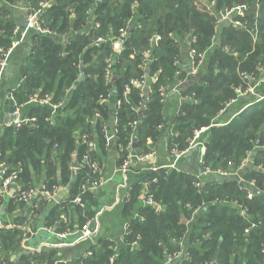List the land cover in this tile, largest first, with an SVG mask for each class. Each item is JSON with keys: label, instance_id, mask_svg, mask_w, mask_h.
<instances>
[{"label": "trees", "instance_id": "16d2710c", "mask_svg": "<svg viewBox=\"0 0 264 264\" xmlns=\"http://www.w3.org/2000/svg\"><path fill=\"white\" fill-rule=\"evenodd\" d=\"M209 1L215 2L218 12L238 6L248 7L243 20L246 32L222 24L219 45L212 48L215 20L212 11L207 8L209 12L197 0H58L44 16V27L55 36L40 33L32 35L24 43L29 55L24 81L18 89L9 92L18 105L30 97H52V106H32L30 109L29 116L38 120L33 128L27 125L18 130L7 127L0 134V162H9L12 168L20 165L26 187L32 181L30 167L38 172L42 160L46 161L49 176L54 173L53 161H58L63 184L70 182L73 154L78 155L80 162L85 151L81 139L76 137V130L97 139L104 152L107 137L102 131V123L110 120L111 110L102 106L99 99L112 91L121 102L115 108V117L118 143L124 148L120 165L124 162L134 132L131 123L139 119L138 108L145 103L139 89L133 87L126 93V86L133 78H141L145 73L144 52L149 51V40L155 34L160 35L161 40L153 51L152 60L147 63L149 75L159 72V76L157 83L151 85L147 109L142 111L144 121L140 131L137 129L138 141L134 151L146 155L150 152L147 146L149 139L153 147L161 142L159 127L167 124L163 116L166 110L164 89H173L184 82L177 94L181 98L194 95V101L185 103L180 113L170 120L174 125L172 131L178 136L170 138L167 151L171 153L174 148L179 153L188 150L194 132L210 127L206 132L205 164L213 170L230 166L233 170L242 171L243 184L206 180L201 190L195 188L198 178L191 175L189 169L179 173L162 168L148 175L149 181L157 178L151 190L162 212L159 214L151 208L139 209L144 220H130V233L126 237L127 244L131 245L139 240V247L131 251L130 247L124 246L114 264H164L165 256L172 258L179 252L184 258L181 256L172 264H264V98L253 97L248 100V107H245L244 100L233 103L237 99L235 88L243 81L239 77L241 72L255 74L259 67H264V0ZM91 6H95L96 21L100 22L101 29L91 31L89 35L82 34L83 29L91 28L88 16ZM72 15H75V20ZM132 18L139 26L130 30L124 51L116 58L114 78L106 83L109 66L106 61L113 57V46L108 41L99 46L92 45L97 38H106L112 31L118 36L121 27H125ZM15 20L10 9L0 4V48L6 51L13 46ZM258 22L260 35L254 45ZM171 31L182 42L188 40L189 35L194 37L192 44L198 53L210 50L205 58L206 66L197 77H188L187 71L175 65L176 59L181 57V46L170 35ZM64 35L67 40L63 42ZM224 49H228V54ZM132 53L134 58H130ZM233 53H237L236 58ZM3 58L0 53V61ZM81 73L84 76L82 81L79 80ZM261 87L258 96L264 97V85ZM65 101L67 105L54 113L53 106ZM96 113L101 118L94 125L92 120ZM219 115L222 116L218 123L226 124L211 126ZM52 116H55L54 122L48 120ZM257 142L260 148H257ZM55 145L58 149H54ZM254 152L258 154L253 157L252 166L242 167L243 161ZM82 175L79 172L71 197L78 194ZM249 182H253L259 191L251 200L247 198ZM134 190L133 202L125 206L127 215L139 195V186L135 185ZM216 200L218 202L214 203ZM232 201L246 209L253 220L239 216L237 210L228 205ZM200 207L201 214L195 218L192 213ZM84 222L81 217L80 224ZM23 223L24 220H20L18 229L14 230L17 236L12 234L8 237L0 230V240L5 244L4 264H11V251L19 248L20 241L27 234L22 229ZM247 229H250L248 233ZM98 245L93 249L91 263L110 264L113 255L111 242L100 239Z\"/></svg>", "mask_w": 264, "mask_h": 264}, {"label": "built area", "instance_id": "2783aa9c", "mask_svg": "<svg viewBox=\"0 0 264 264\" xmlns=\"http://www.w3.org/2000/svg\"><path fill=\"white\" fill-rule=\"evenodd\" d=\"M37 1L38 2L35 4L36 0H16V2L13 4L14 10L16 9L17 11H19L20 18L18 20H15L16 21L15 22L16 27L13 30L14 31L13 46L11 48H9L8 51L4 50L3 48H0V53L3 54V57H4L0 61V80L3 77L5 69H7L8 54L10 53V51L13 48L23 46L24 43L32 35H36V34L41 33L44 35L49 34V35L55 36V34H53L50 30H48V28L44 27V25H45L44 16L47 13V10L50 9L55 3H57L58 0H37ZM248 11H249V8L245 7V6H238V7H235L233 9L222 10V11H220L221 17H222L221 24L231 25L236 29H238L239 27H244L247 30V27L244 24L243 20H245L247 14H248ZM234 13L238 15V17H236L235 19H233L234 17L232 16V14H234ZM88 16H89V18H91V20H90L91 28L86 27L85 29H83L84 31H82V34H87V35H89L91 33V31L101 29L100 22L96 21L97 20L96 15L92 16L88 12ZM131 24L132 25H130V23H129V25H126L125 27H123L120 30V34L118 36H116L112 31L106 35V38H103V37L97 38L92 46H95V45L99 46V45L103 44L105 41H108L111 44V46H113L114 54L118 53V55H120L122 53L121 51L124 50V47H125L124 44H125V41L127 40V38L129 37L131 28H138V26H139L136 22L133 24V21L131 22ZM170 35L173 36V34H171V33H170ZM62 39H63L62 41L64 42L65 40H67V36L64 35V37H62ZM219 39H220L219 35L214 36L213 46L219 45ZM160 40H161V36L158 34H155L154 36H152L150 38L149 45L151 46V48L149 49V51L144 52L145 60L147 59L144 63L145 66H147L149 61L152 60L153 51L156 49V47L160 43ZM253 41H254V37H253ZM118 46H119V48L121 47V51H118L119 50V49H117ZM153 48H154V50H153ZM206 52L198 53L197 51L190 48L189 53H188V57L185 59V61L179 62L176 59L175 65H179V67L183 70L187 66L186 71H187L188 77L194 78L198 75L199 72H201V68L204 65ZM151 55H152V58L149 59V57ZM106 62H107V65H109L107 68L106 76H105V81L107 83V82H110V80L112 78L113 58H109ZM240 75L244 79H249V78L244 77L245 73H241ZM83 77H84L83 73H81L79 75V80L82 81ZM263 80L261 82H264ZM130 82L131 83L126 86V93H129L131 91V89L133 87H135V88L140 90L141 98L144 99L145 103H146L149 92H146L147 81L145 80V78L144 77L133 78ZM247 82H249V81L243 80L242 83L240 84V86L235 88V94H236L237 99L234 100L233 103L241 101L243 99H247L246 96H250L253 98L257 95L256 87L251 86ZM183 84H184V82H180L179 85H177L173 89H175V91L178 92L179 89L183 86ZM114 95L117 96L115 91H112L111 93L109 92V94H107L106 96L101 95L100 99H99L100 104L102 106H106L109 108L110 102H111L110 99L112 97H114ZM193 97H194V95H187L185 98H181V99H183V101L187 103V102H193L194 101ZM259 97H260V99L264 98L262 96H259ZM51 99H52V97L50 95H46L42 98H38L36 96V97H30V99H27L26 103H28L31 106H35V105L36 106H42V105L52 106L51 102H50ZM145 103H143L142 105H144ZM66 105H67V102L65 101L64 103H60V105L53 106L54 113L58 112L60 109H63L64 106H66ZM120 105H121V102L118 100V102L116 104V108ZM229 105H231V104H229ZM142 108H140V109L138 108L139 117H140V113L144 110ZM180 111H181V109L179 111H177V115L180 113ZM55 116H52L48 120H50L51 122H54ZM99 118H101L100 114L96 113L95 117L93 119V122L97 123ZM13 121H14L13 125L17 130L24 127L26 124H29V127H34L35 124L38 122L36 117H30V116L26 117L24 120L23 115H22L21 111H19V110L15 112ZM139 125H140V118L136 119L135 121H133V123H131V126H132L134 131H137ZM223 125H218L217 127H221ZM102 126L104 128L103 129L104 132L107 133V124L102 123ZM116 127H117V124H116ZM207 129H208L207 127L200 128L199 130H196L194 132L195 136L192 139L188 150L181 152V153H179L176 148H174L172 150L171 153L174 156L172 164L174 165V167L175 166H177V168L179 167V163L181 161V158L182 159H188L189 158V159H195L196 160V158H193L194 154L189 155V152H191L192 149H196L197 152H199V154H198L199 158L202 156L204 157L206 155V148L204 146L205 143H204V141H202L199 138L201 137V135L203 133H205V131H207ZM80 133H81L80 129H79V132L75 131L76 137H78V139H81L80 143H82L85 146V151L82 154L83 157L81 158L80 162H78L80 165L78 173L81 172V173H83V175H82V178L80 181V185L78 187L79 192L75 197H71L70 196L71 193L66 194V197H67L66 199H65V197L62 198L64 195H61L62 197L58 196L57 186L50 185L47 182L44 183L41 186V188L34 187V185H29L28 187H26V189L23 190L22 189V183H21L22 178L20 175L21 169H18V168L16 169L15 167L12 168L9 165V162L7 163L6 161H4V162L2 161V162H0V198L4 200V198L6 196H9V194L12 195V193H13L15 196V199L17 200V202L19 204H25V205L27 203L30 204L29 207L26 210H24V212L21 215L23 217L21 219L24 220L22 229H24L27 232V234L23 237V240L20 241V245H19L20 248L29 239L30 240L33 239L32 238L33 234H34L33 232L35 230L31 229V227H30V225L33 223V220L31 218V215L33 212L32 209L40 206L42 203H44L48 209L49 208L52 209L53 207H55L56 205H60L61 203H67L70 205L72 204V205H75L76 207H78L82 211L83 217L86 219L85 222L80 226L81 228L77 231H71V232H70V230L68 232H66L65 230L64 231H58L57 230L55 234H57L58 239L63 241V242H64V240L68 239L69 237H72L75 235L77 236V242L90 241V244L92 246L88 247L85 250V252L83 253V256L81 258H79L77 260V262H78V264H80V261L81 262L83 261V263H81V264H93V263H91V259L94 257L93 249L98 247L99 245H97V243L94 242V238H95V234H96V230L94 227L96 218L89 217L90 215L87 214V210L90 207L89 206L90 201H91L90 197L94 193L98 192L99 188H101L106 183L107 180L105 178L104 173L102 172V169L100 168L99 162L96 161V158L94 155V152L96 149L95 140H93V138L87 132H84L81 134ZM171 135H172V137H175V138L178 136V134L173 132V131L171 132ZM112 137H114V143L113 144H115V142L118 139V137L116 136V131ZM198 140L202 141V143L201 144L197 143ZM149 141H150V139H149ZM135 143L136 142L134 141V136L132 135V139H131L128 147H127L128 156L119 168V172L122 173L123 175H127L130 173L129 171H130L131 164H132L131 162L134 159V156L132 153L135 152L134 151ZM54 149H58V145H55ZM74 155H77V154L74 153L73 156ZM77 157H78V155H77ZM141 157L143 158V160L148 161V160L154 158V155L153 154H146V155H142ZM199 158L197 157L198 160H199ZM162 168L170 170V168H172V167L170 165L162 166V167L161 166H153L150 170H152L153 172H157L159 169H162ZM10 170H12V171L7 176L6 174ZM71 170H72V167H71ZM240 172H241V170H238L235 173L231 172L230 174L229 173L224 174L221 171H213L211 169L210 170L206 169V172L203 171V173H202L203 175L200 173H199V175L205 177V176H207V174L212 173L219 178L236 177L237 176V177H239L240 184H243V179L240 176ZM149 182H150L149 183L150 186L152 187L153 184L157 182V178H153V180L149 181ZM202 186H203V182H200V181L195 182L196 188L201 190ZM248 186L250 188H248L247 198L249 200H251V199H253V197L256 193L254 191V189L257 190V188L254 186L253 182H249ZM66 188L67 187L65 186V190H66ZM152 191L153 190H151V188H149V187L146 188L144 196H143V203L149 204V205H151V207L154 208L156 205V201L154 198V193ZM129 196H130V192H128L127 198ZM229 203H231V205H233L234 209L237 210L239 216H241L242 218L249 217L248 211L246 209H243L242 206L237 203V201H232ZM156 208L157 207H155V209ZM160 208L162 209L161 205H160ZM160 208H158V210ZM201 209L202 208L200 207L194 212L197 213ZM1 213H3V212L0 209V214ZM138 218H140L142 221L144 220V218L141 217L139 213L136 215L135 220ZM126 226H127V231H126L125 237H121L118 239H108L111 242V245H112L111 249L113 251L121 250L124 246L130 247L131 251H135L136 248L139 247V240H136V242H134L132 244V246H129L131 244H127L126 237L130 233L129 223H127ZM16 227H17V225H11V229H15ZM253 227H255V224L253 225ZM249 231H250V229H247L246 233H248ZM181 245H183V243H181ZM47 246H49V244ZM32 250L35 254H30L31 250H29L28 256H30V257L36 256L38 258L42 257L41 256L42 248H40V249L38 248L35 250L32 249ZM263 252H264V250H263ZM4 253H5V250H4ZM181 256H182V253L179 252V253H176L172 258L169 257L170 258L169 264H172L173 262H175V260H178ZM4 257H5V255L2 256L0 254V263L5 262ZM15 260H17V253L16 252H14L10 255V261H15ZM58 260L59 261L55 262L54 264H63V263H61L60 258H58ZM37 261L38 262H34L32 260V264H41L39 260H37ZM111 262H113V259H111Z\"/></svg>", "mask_w": 264, "mask_h": 264}, {"label": "crops", "instance_id": "0c3cea01", "mask_svg": "<svg viewBox=\"0 0 264 264\" xmlns=\"http://www.w3.org/2000/svg\"><path fill=\"white\" fill-rule=\"evenodd\" d=\"M14 13V18L18 20L20 18L19 11L15 9ZM26 53L27 50L25 49L24 44L23 46L13 48L7 57V69H5L3 77L0 80V134L7 127H12L17 130L13 127L14 114L16 111H21L23 119L25 120L26 117H29L30 109L32 108L31 105L26 103L27 99H25L22 105H18L14 95H11L12 93L10 94L9 92L18 89L21 86L20 84L24 81L28 60ZM186 68L187 66L184 68V71H186ZM171 96H173V98H171ZM165 97L166 110L164 111L163 116L165 117L167 124L159 127V131L162 135L161 142L156 147H153L152 140H148L147 142V146L150 149V152L147 154H153L154 158L145 161L141 157L145 154L137 153V151L132 153L134 159L131 162L130 173L127 175H123L119 172V168L122 165H120V159L124 148L119 145L118 139L115 144H113L114 137H112L116 131L117 118L115 117V108L118 100L116 95L110 99L111 102L109 109L111 110V118L106 122V148L103 152L98 140L95 139L96 149L94 152L96 161L99 162L100 168L107 181L101 188H99L98 192L90 197V213L88 214L91 217L96 218L94 226L96 230L94 242L97 244L100 239L108 240L125 237L127 223L132 219L135 220L136 215L139 213V209H142L132 207V211L129 215L125 213V206L128 205V203H132L131 196L134 195V192H131L130 190L134 189L135 185H138L140 190L138 197L143 199L146 188H151L149 180H145L148 175L153 173L150 169L153 166H159V163L169 165L173 162L174 156L167 151V144L170 141V138H172L171 132L174 128V125L170 122L169 116L173 114L176 115L177 111H179L186 102L181 99L177 92H170L168 95L166 94ZM92 123L96 125V122H93V120ZM26 125L29 126V124ZM76 131L79 132V130ZM102 131L104 132V130ZM134 147V150H136L137 146ZM196 160H188V162L193 161V168H195ZM53 163L54 173L52 176H49L48 174L49 168L46 166L45 160L41 161V167L38 172L30 167L29 171L32 175V181L29 182V184L34 185V187L37 188H41L46 182L50 185L57 186L58 196L64 195L61 197H65L66 199L67 197L64 192L66 185L62 182L60 163L58 161H53ZM128 192H130V196L127 198ZM3 201L4 206L1 209L3 213L0 214V220L2 221L18 220L19 217H22L21 215L24 210L30 205L29 203L26 205L19 204L13 193L12 195L9 194V196H6ZM158 207L156 208L157 210ZM9 208L12 209L9 210ZM55 209H60L59 213L56 214L55 212V216L57 217V220H55L56 224L53 227H44L47 222L53 221L50 217L51 209L46 207V211L43 212L36 221V223L40 224L36 227L38 230L37 233L33 234V239H29L21 248L18 246L19 248L11 251V254L14 252L17 253V260L10 261L11 264H32L33 258L28 256V251L38 248H42L41 252L49 249L52 251V254L57 251H62L63 254L65 253V262L63 261V264H73L74 261H77L83 256V253L88 247L92 246L90 241L77 242L76 235L69 237L64 240V242L59 240L57 234H55L57 230L61 231L59 230V227L62 229L65 228L64 230L66 232L69 230L70 232L77 231L81 228V217H84L82 211L72 204L61 203L52 208V210ZM39 221H42L43 223ZM31 229L35 230L33 225H31ZM48 244L49 246H47ZM49 256L52 261L53 256ZM58 256V258H60L61 255Z\"/></svg>", "mask_w": 264, "mask_h": 264}, {"label": "rangeland", "instance_id": "374dc122", "mask_svg": "<svg viewBox=\"0 0 264 264\" xmlns=\"http://www.w3.org/2000/svg\"><path fill=\"white\" fill-rule=\"evenodd\" d=\"M197 1H199V2H201V3H203L202 5H203V7L205 8V9H209L210 11H212V16H213V18H214V20H215V25H216V31H215V36L216 35H219V34H221V29H222V24H221V21H222V17H221V12H218L217 11V9H216V6H215V2H213V1H209V0H197ZM0 4L1 5H3V6H5L7 9L9 8L10 9V12L12 13V14H15L14 13V7H13V3H7L5 0H0ZM207 9V10H208ZM132 10H134V7L132 8ZM208 10V11H209ZM209 11V12H210ZM88 12L92 15V16H94L95 14H96V10H95V6L94 7H90L89 9H88ZM229 14V13H228ZM232 16L234 17L233 19H235L236 17H238V15L237 14H232ZM75 15H72V19L73 20H75ZM90 20H91V18H89ZM134 20V18H132V21ZM131 20L129 21V22H127V24L126 25H129V23H130V25H132L131 24V22H132ZM135 22L133 21V24H134ZM258 25H257V28H256V34H255V36H254V45H256V41H257V37L260 35V24H259V22L257 23ZM123 27H121V29H122ZM120 29V30H121ZM132 29V28H131ZM238 29H241V30H243V32H246V29L244 28V27H239ZM171 34H173V38L175 39V42L177 43V44H179L180 46H181V52H180V55H181V57L180 58H178L177 60L179 61V62H182V61H185V59L188 57V53H189V50H190V48L191 49H193V50H195V51H197L196 50V48H194V44H192L193 42H195V39H194V37H192L191 35H189V38H187L188 40H185L184 42H182V40L180 39V37L177 35V34H175V32L174 31H171ZM175 35L177 36V37H175ZM115 47V46H114ZM215 47H217V45H215V46H213L212 48H215ZM150 48H151V46H150ZM219 48V47H218ZM117 49H119L118 51H121V47L119 48H117ZM124 50H122L121 52H123ZM210 52V50H208L207 52H206V56H205V58L207 57V54ZM224 52L226 53V54H228V49H224ZM26 54H28V53H26ZM122 54V53H121ZM120 54V55H121ZM120 55H118V53H115V54H113V71H112V78H111V80L114 78L113 76H114V70H115V68H116V58L117 57H119ZM28 56V58H29V55H27ZM232 56L233 57H237V53H233L232 54ZM134 58L135 57V54L134 53H132L131 54V56H130V58ZM147 60V59H146ZM145 63V62H144ZM206 66V62H205V60H204V65L202 66V68H201V71L204 69V67ZM143 70L145 71V73L143 74V76L142 77H144L145 78V80L147 81V90H149V92H150V89L152 88V84H155V83H157V79H158V76H159V72H156L155 74H153L152 76L151 75H149V67H148V65L147 66H145V64H144V66H143ZM242 73V72H241ZM200 74V72L198 73V75ZM197 75V76H198ZM196 76V77H197ZM239 77H241V75H239ZM244 77L245 78H249V79H244V78H242L241 77V79H243V80H245V81H249V82H247L248 84H250L251 86H255L256 87V93H257V95L255 96V97H259L258 96V90L261 88L262 89V85H264V82H261L263 79H264V67H259V69H258V72L257 73H255V74H252V73H246L245 72V75H244ZM154 79V80H153ZM110 80V81H111ZM264 81V80H263ZM179 85V84H178ZM177 86V85H176ZM175 87V86H174ZM173 87V88H174ZM172 93V92H176L175 91V89H172V88H166V89H164V96H163V99H164V102L166 103V97H165V95L167 94L168 95V93ZM262 92H264V90H262ZM118 100V99H117ZM243 100H248V99H243ZM248 101H246V103H245V107H247L248 106ZM228 107H230V105L228 106ZM174 114L173 115H171V116H169V118H170V120H173L174 119ZM222 116V115H221ZM221 116L219 115L218 117H216L213 121H212V125L211 126H218V125H223V124H226V122H223V124H219L218 122L220 121V119H221ZM232 116V115H231ZM230 116V117H231ZM229 118V117H228ZM162 126H164V125H162ZM31 128H33V127H31ZM208 129H207V131L209 130V128L210 127H207ZM207 131H205V133H203L202 135H201V137L199 138V139H201L202 141H204V140H206V138L208 139V135H206V132ZM137 132V131H136ZM134 137H136L137 135H135V131L133 132V134H132ZM138 137V136H137ZM200 140H198L197 141V143H202V141H200ZM135 145L137 146V142L135 143ZM205 146V148H206V145H204ZM198 158H199V156H198ZM187 160V161H186ZM186 161V162H185ZM181 162H182V164H181ZM193 161H190V162H188V159H182L181 158V161H180V163H179V167L177 168V166H175L174 167V165L172 164V162L169 164L174 170H176V171H178L179 173H184V172H187V171H185V170H188L189 169V172L191 173V175H194L196 178H198V180L197 181H200V182H204V181H206L207 180V176H200L199 175V169H201V170H203V171H205L206 172V169H211V170H213L210 166H208V165H206L205 164V156L203 157H200L199 158V160L197 159L196 160V165H195V168H193V163H192ZM250 162H252L249 158L248 159H245L244 161H243V165H242V167L243 166H245V165H247V164H249ZM159 165L162 167V166H168V165H161V163H159ZM15 168L17 169H21V172H20V175H21V173H22V168H21V166L20 165H16L15 166ZM172 168H170V169H172ZM240 169H242V168H240ZM213 171H221L222 173H235L236 172V170H233L232 168H230V166H228L227 168H224V169H222V168H219V169H217V170H213ZM238 171V170H237ZM203 175V174H202ZM240 176H241V174H240ZM21 178H22V181H21V183H22V189L24 190V189H26V186L27 185H25V181H24V179H23V177H22V175H21ZM72 178V177H71ZM231 179H236L235 181L238 183V184H240V180H239V177H230ZM241 178H242V176H241ZM145 180H148L147 179V177L145 178ZM196 181V182H197ZM70 183V182H69ZM69 183L66 185V187H68V185H69ZM195 184V183H194ZM196 188V187H195ZM131 192H135V190L134 189H131ZM133 200H134V195L133 196H131V202H133ZM217 202V200L214 202V203H216ZM226 204H228V203H226ZM134 206L133 207H137V208H151V209H153V207H151V205H149V204H144L143 203V199H141V198H139V197H137V199H136V201H135V203L133 204ZM228 205H230V206H232L233 207V205H231V203H229ZM4 206V201H3V199H1L0 198V209H2V207ZM145 206V207H144ZM159 206V207H158ZM155 207H158V208H160V204H158L157 202H156V205H155ZM90 208V207H89ZM234 208V207H233ZM10 209H12V208H9V210ZM46 205L44 204V203H42L40 206H38V207H36V208H34V209H32V215H31V218H32V220H33V223L31 224V225H33L34 226V228H35V231L33 232V233H37V230L38 229H36V227L40 224V223H36V221L39 219V217H40V215L43 213V212H45L46 210ZM50 209V208H49ZM155 209V208H154ZM60 210V209H59ZM59 210L56 212V214L57 213H59ZM8 211V210H7ZM157 213H161L162 212V209L160 208L159 210H155ZM196 211V210H195ZM201 211L202 210H200V211H198L197 213H192V215H194L195 214V218L197 217V215L198 214H201ZM61 213V212H60ZM90 213V209H88L87 210V214H89ZM55 215V212H53V210L51 209V215H50V217L53 219V221L51 222H47L46 223V225L44 226L45 228L46 227H53L55 224H56V222H55V220H57V217L56 216H54ZM21 218H23V217H20L18 220H16V221H11V220H9V221H2V220H0V230H3L4 231V233H6L7 234V236L8 237H10L12 234H15L16 236H17V231L16 232H14V230L15 229H18V225H19V221L20 220H22ZM194 219V218H193ZM246 220H248V221H251V220H253V217H251V216H249V217H247V218H245ZM39 222H41V223H43L42 221H39ZM11 225H17V227L15 228V229H11ZM31 225H30V227H31ZM26 227V226H25ZM65 229V228H64ZM64 229H62V228H60L59 227V230H64ZM14 232V233H13ZM18 238H20V237H18ZM106 240V239H105ZM98 245V244H97ZM4 246H5V244L3 243V241L2 240H0V254L2 255V256H4L5 255V253H4V250H5V248H4ZM129 246H132V245H129ZM120 251L121 250H117V251H113V255H112V257L110 258V261H109V263L110 264H113L114 262H115V260L117 259V257L119 256V253H120ZM3 252V253H2ZM42 254H41V256H42V258L40 259V258H38V257H36V256H31L32 258H33V261L34 262H38L37 260H39L40 261V263L41 264H54L55 262H57V261H59L58 260V255H61L60 256V261H61V263H63V261L65 260V253L63 254L62 253V251H57V252H55L54 254H52V251H50L49 249H46L45 251H43V252H41ZM30 254H35L34 252H33V250L31 249V251H30ZM165 254H166V252H165ZM49 255H52L53 257V259H52V261L50 260V256ZM111 259H113V262H111ZM170 258L167 256H165V259L163 260V262H164V264H169L170 263ZM4 261H6V258L4 257ZM65 262V261H64ZM5 262H2V263H0V264H4ZM73 264H78V262L77 261H74L73 262Z\"/></svg>", "mask_w": 264, "mask_h": 264}, {"label": "water", "instance_id": "95a60500", "mask_svg": "<svg viewBox=\"0 0 264 264\" xmlns=\"http://www.w3.org/2000/svg\"><path fill=\"white\" fill-rule=\"evenodd\" d=\"M119 47V46H118ZM153 50H154V48H153ZM152 58V55L149 57V59H151ZM146 92H149V90H146ZM246 98L247 99H252V97H250V96H246ZM143 109L144 110H146L147 109V103H145L144 105H143ZM144 112H141L140 113V125H139V127H138V131H140V129H141V126H142V124H143V121H144ZM7 123H8V121H7ZM13 127H14V125H13ZM137 140H138V137L136 136V137H134V141L135 142H137ZM206 141H207V138H206V140H204V143H206ZM136 146V145H135ZM257 148H260V143L259 142H257ZM191 154H194V157L193 158H197L198 157V154H199V152H197V150L196 149H192V151L191 152H189V155H191ZM257 154H258V152H254L253 154H251L250 155V160L252 161V162H250L249 164H247V166H249V167H251L252 166V164H253V157H255V156H257ZM195 160V159H194ZM71 167H72V178H71V180H70V183H69V185H68V187L66 188V190L64 191L65 192V194H70L71 193V191L74 189V187L76 186V184H77V179H78V176H79V173H78V170H79V168H80V165H79V163H78V157H77V155H74L73 156V161H72V165H71ZM8 170V169H7ZM6 170V171H7ZM242 172V171H241ZM199 173L200 174H202L203 173V170H201V169H199ZM207 180L208 181H216V182H220L221 184H223V183H225V182H230V181H235L236 179H231L230 177H225V178H219V177H217V176H215L214 174H212V173H210V174H207ZM254 191L256 192V193H259V191H257V190H255L254 189ZM184 258V256H182V259Z\"/></svg>", "mask_w": 264, "mask_h": 264}]
</instances>
